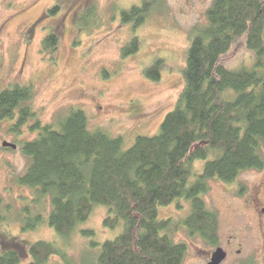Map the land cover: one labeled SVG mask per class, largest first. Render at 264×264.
I'll return each mask as SVG.
<instances>
[{"label": "trees", "instance_id": "1", "mask_svg": "<svg viewBox=\"0 0 264 264\" xmlns=\"http://www.w3.org/2000/svg\"><path fill=\"white\" fill-rule=\"evenodd\" d=\"M165 1L142 0L121 20L136 29ZM91 14L78 20L79 27L89 26ZM243 37L253 61L231 68L226 58ZM58 41L51 32L43 51L54 53ZM139 49L136 37L122 55ZM160 65L146 77L158 82ZM182 74L183 90L159 132L138 136L128 149L122 137L91 130L83 110H70L56 124L34 121L30 129L38 136L21 145L30 165L18 183L32 193L20 214L22 232L47 223L70 239L98 206L107 209L104 226L114 231L121 225V232L100 243L93 230H82L88 241L76 262L52 243L26 248L0 229V264H21L26 254L30 264H48L53 256L62 264H183L188 247L174 238L181 229L218 246L219 214L204 198L210 183L232 184L245 171L264 169V0H213L206 23L189 34ZM32 95L28 86L0 88V124L14 120L17 111L16 132L35 119ZM198 162H204L201 169ZM182 200L189 204L185 218L159 219V207ZM5 209L0 197V225Z\"/></svg>", "mask_w": 264, "mask_h": 264}, {"label": "rangeland", "instance_id": "2", "mask_svg": "<svg viewBox=\"0 0 264 264\" xmlns=\"http://www.w3.org/2000/svg\"><path fill=\"white\" fill-rule=\"evenodd\" d=\"M212 2L166 0L161 12H153L133 29L122 22L121 13L142 0H0V88H32L28 104L36 116L18 132L14 131L18 111L14 120L0 124V197L10 208L5 209L7 220L0 225L4 234L26 248L37 241L52 243L76 262L88 241L82 230H93L100 243L120 234L121 225L114 231L104 226L107 209L103 206L96 207L70 239L47 223L22 232L20 214L32 193L18 183L30 165L21 145L38 136V131L30 129L35 120L56 124L70 110H83L91 130L122 137L124 149L138 136L157 134L184 87L182 70L189 34L206 23ZM87 12L92 13L87 16L89 26L79 27L78 20ZM51 32L59 39L54 53L42 49ZM136 37L139 51L123 57V48ZM253 57L243 37L226 64L231 68L250 66ZM156 62L161 63L158 82L146 77ZM5 142L17 148H4ZM203 164L198 162V168ZM204 198L219 214V244L209 246L179 230L175 241L188 247L183 264H208L218 247L227 253L222 264H264V169L245 171L232 184L212 181ZM188 209L184 200L159 207V219L181 220ZM30 263L26 254L21 264ZM60 263L61 258L53 256L48 264Z\"/></svg>", "mask_w": 264, "mask_h": 264}, {"label": "water", "instance_id": "3", "mask_svg": "<svg viewBox=\"0 0 264 264\" xmlns=\"http://www.w3.org/2000/svg\"><path fill=\"white\" fill-rule=\"evenodd\" d=\"M3 147L4 148H11V149L17 148L16 145L11 144V143H7V142H5L3 144ZM226 257H227L226 251L223 248L218 247L215 250V252L212 254L210 262L208 264H222L224 262V260L226 259Z\"/></svg>", "mask_w": 264, "mask_h": 264}]
</instances>
